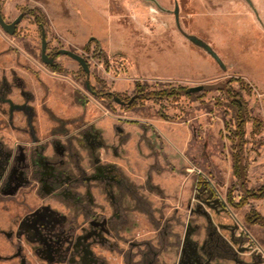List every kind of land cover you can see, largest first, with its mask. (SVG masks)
<instances>
[{
	"label": "rangeland",
	"instance_id": "rangeland-1",
	"mask_svg": "<svg viewBox=\"0 0 264 264\" xmlns=\"http://www.w3.org/2000/svg\"><path fill=\"white\" fill-rule=\"evenodd\" d=\"M0 9L9 24L23 15L14 35L0 26V264H264V228L246 223L252 211L264 217V200L228 201L244 198L239 107L212 89L135 108L104 96L232 81L246 187L261 189L264 0H0ZM27 11L62 73L42 61ZM61 49L86 59L99 96Z\"/></svg>",
	"mask_w": 264,
	"mask_h": 264
},
{
	"label": "trees",
	"instance_id": "trees-1",
	"mask_svg": "<svg viewBox=\"0 0 264 264\" xmlns=\"http://www.w3.org/2000/svg\"><path fill=\"white\" fill-rule=\"evenodd\" d=\"M29 14L34 16L36 18V22H38L40 25H42V22L40 19L37 17L35 11H27ZM96 56L98 57H104L105 54L103 52H97ZM55 71L62 73L63 70L61 67H58L55 69ZM232 81H229L227 83H220L214 86H210L208 89L212 90H218L220 92H223L227 98L235 104L237 107H239L241 111V116L237 122V130H236V148H237V163L235 166L236 169V175L238 177V185L240 187L241 192L244 194V198L242 201L238 204L234 203L231 193L228 195V201L230 205L236 209L242 208L248 204L249 200H264V186L259 189V190H248L246 187V182H247V173H246V167L244 166V154H243V142H244V137H245V131L244 127L246 124V119L244 116V105L242 101L238 100L235 96L232 95L231 90L229 89V84ZM243 84V83H242ZM187 88H173V89H167L163 91H155V92H149L147 91V88L145 86H142L140 83L136 85V92L135 95L127 101L129 108H135L137 104L140 101H145V100H151V101H158V100H168L171 98L175 97H180L184 95H190L186 94ZM105 98H110L108 96V93L104 94ZM246 223L249 226H259L264 228V217L261 216L259 213L256 211H252L250 215L247 216L246 218Z\"/></svg>",
	"mask_w": 264,
	"mask_h": 264
},
{
	"label": "water",
	"instance_id": "water-1",
	"mask_svg": "<svg viewBox=\"0 0 264 264\" xmlns=\"http://www.w3.org/2000/svg\"><path fill=\"white\" fill-rule=\"evenodd\" d=\"M23 20V15H21L18 19H16L13 23L9 24L5 21L1 9H0V26L2 27V29L10 34V35H14L17 31V26L19 25V23ZM41 30H42V51H41V58L42 61L50 66V67H56L57 64L55 63V57H50L49 54L47 53V48H48V42H47V35L45 32V28L44 25H40ZM194 40V39H193ZM195 41V40H194ZM199 43V42H198ZM206 49L212 53V50L208 47H206ZM58 55H63V56H67L70 57L71 59H73L74 61H76L81 68L83 69V71L87 74V82H86V88L87 90L92 93L93 95H96L95 92L92 91V87L90 84V67L89 64L87 63L86 59L72 51L69 50H65V49H61L57 52ZM213 54V53H212ZM213 56L218 59L216 57V55L213 54ZM209 87L206 86H199V87H194V88H187L185 93L186 94H195V93H199L202 92L206 89H208ZM109 95H114L113 93H109ZM115 101L119 104H123L120 100L119 97H115Z\"/></svg>",
	"mask_w": 264,
	"mask_h": 264
},
{
	"label": "flooded vegetation",
	"instance_id": "flooded-vegetation-1",
	"mask_svg": "<svg viewBox=\"0 0 264 264\" xmlns=\"http://www.w3.org/2000/svg\"><path fill=\"white\" fill-rule=\"evenodd\" d=\"M50 57H55V63H56V54H54V55H49ZM57 64V63H56ZM50 67V66H49ZM59 67V65L57 64V66L56 67H50L52 70H54L55 71V69H57ZM92 91L93 92H95L96 93V95H94V96H99V93H97L93 88H92ZM108 96L110 97V98H107V99H113L114 101H115V97H118V96H116V95H109V93H108ZM120 98V97H119ZM120 100H121V102L123 103V104H121V105H127L128 106V102L127 101H124V100H122L121 98H120ZM116 102V101H115ZM45 224V223H44ZM33 227V226H32ZM32 227H28V229H32Z\"/></svg>",
	"mask_w": 264,
	"mask_h": 264
}]
</instances>
